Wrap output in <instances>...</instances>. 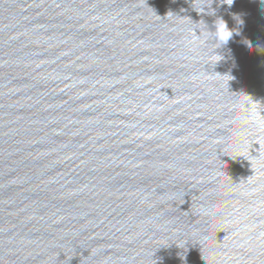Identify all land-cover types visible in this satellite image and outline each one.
Listing matches in <instances>:
<instances>
[{
  "label": "water",
  "instance_id": "obj_1",
  "mask_svg": "<svg viewBox=\"0 0 264 264\" xmlns=\"http://www.w3.org/2000/svg\"><path fill=\"white\" fill-rule=\"evenodd\" d=\"M0 264H264V2L0 0Z\"/></svg>",
  "mask_w": 264,
  "mask_h": 264
},
{
  "label": "clouds",
  "instance_id": "obj_2",
  "mask_svg": "<svg viewBox=\"0 0 264 264\" xmlns=\"http://www.w3.org/2000/svg\"><path fill=\"white\" fill-rule=\"evenodd\" d=\"M262 2H264V0H262ZM226 32H230L226 23H225L224 28H222V29L221 28H217L216 40H217V42L221 43V45L226 44L230 40V38L232 36V35H230V36L224 35V33H226Z\"/></svg>",
  "mask_w": 264,
  "mask_h": 264
}]
</instances>
